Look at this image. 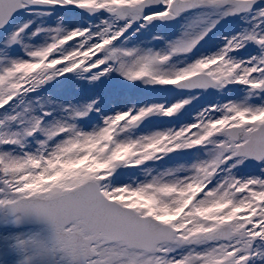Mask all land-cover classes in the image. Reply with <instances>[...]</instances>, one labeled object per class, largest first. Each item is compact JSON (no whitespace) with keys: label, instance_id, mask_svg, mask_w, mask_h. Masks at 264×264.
<instances>
[{"label":"snow or ice","instance_id":"6c2138e0","mask_svg":"<svg viewBox=\"0 0 264 264\" xmlns=\"http://www.w3.org/2000/svg\"><path fill=\"white\" fill-rule=\"evenodd\" d=\"M0 264H264V0H0Z\"/></svg>","mask_w":264,"mask_h":264}]
</instances>
